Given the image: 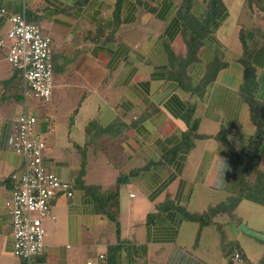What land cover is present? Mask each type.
Wrapping results in <instances>:
<instances>
[{
    "label": "crops",
    "instance_id": "obj_1",
    "mask_svg": "<svg viewBox=\"0 0 264 264\" xmlns=\"http://www.w3.org/2000/svg\"><path fill=\"white\" fill-rule=\"evenodd\" d=\"M185 1L0 0V40L25 8L51 38L55 77L49 101L27 99L0 49V264H29L13 254L5 208L21 164L12 123L26 112L38 118L47 162L76 192L53 201L44 252L30 264H264V238L251 234L264 237V205L244 199L207 225L185 216L237 194V156L257 138L249 178L264 172V135L241 94L247 56L264 103V28L246 0H192L211 32L190 60ZM215 62L223 66L203 86Z\"/></svg>",
    "mask_w": 264,
    "mask_h": 264
},
{
    "label": "built area",
    "instance_id": "obj_2",
    "mask_svg": "<svg viewBox=\"0 0 264 264\" xmlns=\"http://www.w3.org/2000/svg\"><path fill=\"white\" fill-rule=\"evenodd\" d=\"M7 13L1 10V15ZM10 29L0 49L14 70L22 73L27 99L49 101L55 89L52 41L40 26L31 23L25 8L9 16ZM38 118L22 114L12 123L13 149L21 164L11 175V197L5 203L11 217L13 254L27 261L45 249L44 219L57 197L75 199L72 183L62 180L46 160L48 144L37 132ZM3 123L0 117V125ZM237 259H241L239 254Z\"/></svg>",
    "mask_w": 264,
    "mask_h": 264
},
{
    "label": "trees",
    "instance_id": "obj_3",
    "mask_svg": "<svg viewBox=\"0 0 264 264\" xmlns=\"http://www.w3.org/2000/svg\"><path fill=\"white\" fill-rule=\"evenodd\" d=\"M246 2L248 7L252 11H254V8H256L255 5L257 6V3L264 2V0H246ZM191 6L192 0H186L180 10V14L183 16L182 20L184 23V36L186 38V42L189 48L190 58L188 59L195 60L198 49L202 44V39L208 33H210L211 30L209 29L206 21L201 22L194 18L191 12ZM259 8L261 11L264 12V6H260ZM29 21L33 23L30 19ZM190 60H188L187 62H189ZM242 61L246 67V74L244 83L241 88V94L251 107L252 118L258 127V137L262 138L264 135V103L260 102L256 97L257 81L255 76V70L253 68L252 63L250 62L249 57L246 56V58H244ZM176 62L179 64L185 63L178 60H176ZM222 66V64L215 62L209 67L208 74L203 81V86L207 85L208 82L217 75L218 71L222 68ZM14 71L16 72V74L18 73L22 75L20 71ZM177 79L181 81L179 77H177ZM187 122L190 125L188 135L194 134L197 131L198 122L194 121V123H191L190 118H187ZM187 137L188 136H186V139ZM224 143L228 145V142L226 140H224ZM260 146L261 141L257 138L251 143V149L246 158L237 156L239 162L238 178L240 182V188L235 196L230 197L227 203H224L215 208H210L209 212L205 215H195L186 213V218L193 221H199L202 225H207L208 223H210L212 216H214L218 212L234 211L237 205L244 199L264 205V172H257V175L253 181H251L249 178V173L252 169L250 162L252 158L258 153ZM121 183H123V178H120L118 180L116 190L112 191L110 195H115L118 193L119 186L121 185ZM111 218L115 222H117L115 216H111Z\"/></svg>",
    "mask_w": 264,
    "mask_h": 264
},
{
    "label": "rangeland",
    "instance_id": "obj_4",
    "mask_svg": "<svg viewBox=\"0 0 264 264\" xmlns=\"http://www.w3.org/2000/svg\"><path fill=\"white\" fill-rule=\"evenodd\" d=\"M260 6H264V2L257 3V6L255 5L256 8H254L255 9L254 11L258 12V16L260 18L258 20H260L262 22L260 24H261V26L263 25V28H264V12L260 10V8H259ZM254 178H255L254 174H253V176H250L251 181H253Z\"/></svg>",
    "mask_w": 264,
    "mask_h": 264
},
{
    "label": "water",
    "instance_id": "obj_5",
    "mask_svg": "<svg viewBox=\"0 0 264 264\" xmlns=\"http://www.w3.org/2000/svg\"><path fill=\"white\" fill-rule=\"evenodd\" d=\"M251 234L253 235V236H255V237H258V238H264V237H262L261 235H258L257 233H255V232H253V231H251Z\"/></svg>",
    "mask_w": 264,
    "mask_h": 264
}]
</instances>
